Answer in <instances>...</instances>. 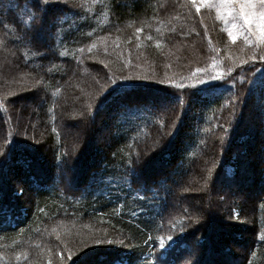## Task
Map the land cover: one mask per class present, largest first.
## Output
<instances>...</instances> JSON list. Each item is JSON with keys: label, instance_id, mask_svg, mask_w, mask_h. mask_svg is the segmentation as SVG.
I'll return each mask as SVG.
<instances>
[{"label": "trees", "instance_id": "obj_1", "mask_svg": "<svg viewBox=\"0 0 264 264\" xmlns=\"http://www.w3.org/2000/svg\"><path fill=\"white\" fill-rule=\"evenodd\" d=\"M108 7L109 0L55 5L49 20L63 10L60 34L46 29L31 42L0 30L16 53L0 48V145L12 148L9 159L0 157L10 209L0 219V264H60L69 250L75 259L105 235L132 247L98 246L97 264H264V62L236 67L249 50L242 37L233 44L214 10L197 14L187 0H111ZM228 67L233 72L214 90L193 96L194 89L175 87L182 77L194 83L197 68ZM110 76L121 85L153 79L122 96ZM157 140L141 173L151 190L137 192L141 181L130 173L138 165L128 160L137 151L143 158ZM220 185L225 190L215 194ZM189 215L199 219L192 227ZM168 235L174 239L161 249L157 238Z\"/></svg>", "mask_w": 264, "mask_h": 264}, {"label": "snow or ice", "instance_id": "obj_2", "mask_svg": "<svg viewBox=\"0 0 264 264\" xmlns=\"http://www.w3.org/2000/svg\"><path fill=\"white\" fill-rule=\"evenodd\" d=\"M103 2V0H100ZM93 3H97V0H93ZM187 3L190 4L192 7H195L196 13L201 14V9L206 8L209 10L215 11V20L223 22V32L227 33V37L233 44L236 43L238 37H242L243 43L245 47L249 48L246 53V58H240L239 64L236 67H241L244 65H249L250 67L254 68L257 61L264 62V0H187ZM58 4H68V0H0V30L3 31L4 37H9L13 32H23L24 35H17L15 37V41L23 42L25 37H30V42L35 41L38 34L44 32L46 29L49 31L50 35H58L60 34V27L63 24V10L58 9L57 15H54L51 20H49V13L53 9L55 5ZM7 5V7H5ZM108 11L111 10V0H109V7ZM14 14L15 19L11 22L7 21V16L9 14ZM27 16V19L24 17ZM39 23H36V22ZM203 23V19L201 20ZM71 28V26H70ZM55 29V32L52 30ZM174 30V29H173ZM136 33H140L142 31L141 28H136ZM159 31V29H157ZM67 35V33H64ZM87 35H92V33H88ZM208 35L207 27L205 26V36ZM148 39H152L151 36L147 37ZM137 39L139 37L137 36ZM13 41V42H15ZM209 43L211 40L209 39ZM95 45H93L94 47ZM157 46H159V42H157ZM0 48H4L6 51L9 52L10 55L15 56V51H12L7 48L6 39L0 38ZM83 49H80L82 51ZM219 51V49H215ZM91 51V48H89ZM241 53H245V48L242 47L240 49ZM67 53L66 51H60V56H65ZM33 56H40L42 53L39 51L33 52ZM27 56V53H25ZM216 62L215 59L213 60V64L209 65V68L215 67ZM56 68V65H52V68L49 71H52ZM233 72V67H228L226 72H210L207 68H197L196 71L192 74L191 79L194 83L185 84L183 81L185 79H189L187 77H182L181 82L175 83V87L178 88H191L194 91L191 95L195 96L201 92H206L210 90H214L218 85L215 83L217 81H222L225 79L226 76H229ZM202 74V75H201ZM111 83L116 85L115 89H112L113 92L119 95H126L128 90L130 89H137V88H147L149 86L148 83L152 81L153 77L151 76H137L136 79L140 80L141 83L139 84H123L121 85L119 81L115 78L109 77ZM122 80H128L129 77H121ZM243 79V77H240ZM262 82H264V77L261 78ZM27 82V81H25ZM41 80H36L35 84H41ZM159 83H164V80L157 81ZM234 86V81H233ZM109 91L107 87L103 88L101 93L98 95H103L104 92ZM60 92V88H56L55 91L52 93L53 96H56ZM103 101H97L99 106L100 103ZM181 103H184L183 99H180ZM4 108V101L0 99V109ZM91 108V105H89ZM51 111V109H49ZM176 130V124L174 123L172 129L167 133L168 136H172ZM55 131V129H53ZM226 131V130H225ZM9 141H5L4 145H0V157H4L5 160L9 159V154L12 152V148L10 147ZM159 145V140H157L152 148L145 151L143 158H141L140 153L137 151L136 156L137 159L133 161L131 158L128 160V165L131 167L133 164L138 165V168H132L130 175L134 178L135 181H141L138 188L136 189L137 192L139 191H150L151 189L148 188L147 182L141 180V173L143 172L144 168L151 162V155ZM24 147H27L26 145ZM5 161H0V171H2V165ZM19 163V162H17ZM30 162L25 165V167H29ZM214 167V165H213ZM213 167L207 168V175L205 180L211 179L213 176ZM101 180H103V175H101ZM108 183H113V181L109 180ZM131 189V185H129ZM19 194H23V187L18 189ZM4 195L3 189L0 187V219L5 218V211L10 209H6L4 205ZM144 197H141L143 200ZM42 212L43 209H40ZM187 212V209H185ZM133 216H135V212H133ZM190 221L188 227H192V225L199 222V219H193L191 215L187 217ZM176 224L172 225V229L175 230ZM53 232L56 231L55 228L52 229ZM180 231L184 232L185 227L181 224ZM57 240L60 239L59 234H57ZM151 240L152 237H149ZM174 237L172 235H168L166 238L161 236L157 238V242L159 243V247L161 249H166L168 242L173 241ZM112 244H119L125 247L131 248V245H125L123 240H113L109 239L106 235L103 237H93V244L91 246L86 245L89 247L90 250L88 252H84L82 255H76L75 259H72L73 253L69 250V255L67 258L61 256L60 257V264H67V260H72V264H97V259L94 258V252L92 249L97 248L101 245H112ZM161 256L164 253L160 254ZM25 258H27V253L24 254ZM20 256L17 255L16 259L19 261ZM99 260H107V257H99ZM51 264V262H50ZM112 264H124V261L118 260L113 261ZM161 264H166V262L161 261Z\"/></svg>", "mask_w": 264, "mask_h": 264}, {"label": "rangeland", "instance_id": "obj_3", "mask_svg": "<svg viewBox=\"0 0 264 264\" xmlns=\"http://www.w3.org/2000/svg\"><path fill=\"white\" fill-rule=\"evenodd\" d=\"M223 27H224V25H223ZM246 184H247V186H243V189L246 190L244 192H248V190L250 189V184H248V182H246ZM120 185L121 186H124L123 184H120ZM218 189L219 190H217V192H215V194L216 193H221V191H224L225 190V188H223V186H221V185L218 187ZM238 195H240V197L242 196L241 193H238ZM206 204H207V202H206ZM209 211H211V210H209Z\"/></svg>", "mask_w": 264, "mask_h": 264}]
</instances>
